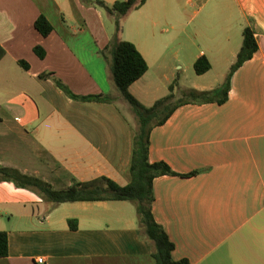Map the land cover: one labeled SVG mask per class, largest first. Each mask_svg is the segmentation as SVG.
<instances>
[{"label": "crops", "instance_id": "0c3cea01", "mask_svg": "<svg viewBox=\"0 0 264 264\" xmlns=\"http://www.w3.org/2000/svg\"><path fill=\"white\" fill-rule=\"evenodd\" d=\"M198 1L205 24L193 32L203 37L194 49L182 38L188 22L158 26L168 11L182 9L176 0H153L148 15L132 17L119 31L147 62L146 72L128 86L146 106L158 99L152 77L166 73L172 36L174 52L183 46L187 51L186 66L193 68L201 54L211 65L202 74L218 64L217 86L235 61L245 26L257 42L252 57L232 72L223 103L179 105L151 129L149 162L164 161L176 173L153 179L152 215L174 244V260L264 264V0ZM40 14L53 27L46 36L34 27ZM107 17L115 19L94 0H0V166L54 189L68 187L73 178L129 182L137 119L99 51L113 35ZM55 79L74 94L111 100L73 99ZM69 218L76 229L69 228ZM0 230L8 236L0 264H155L129 200L51 206L34 190L0 181Z\"/></svg>", "mask_w": 264, "mask_h": 264}, {"label": "trees", "instance_id": "16d2710c", "mask_svg": "<svg viewBox=\"0 0 264 264\" xmlns=\"http://www.w3.org/2000/svg\"><path fill=\"white\" fill-rule=\"evenodd\" d=\"M145 0H115L107 5L103 0H94V3L103 7L108 13L115 15V31L109 42L100 53L106 59L114 87L128 102L134 112L137 123L133 127L132 151L128 169L129 182L120 185L106 176H98L86 181L72 179L71 184L62 189H54L48 182L31 175L21 173L10 167L0 166V181H10L16 187L27 188L37 192L51 206L61 202L97 201V200H129L135 205V213L139 234L151 242V256L155 264H189L187 259L174 260L171 251L173 242L167 233L157 223L152 215L153 179L162 175H175L176 173L164 161L149 162V134L154 126L164 123L174 109L185 103H223L227 99L229 79L245 60L252 57L257 50V42L251 27L242 29V42L236 54L235 61L231 64L223 82L211 89L198 90L191 88L182 98L173 101L174 85H169V93L156 99L151 105L146 106L139 102L128 90V86L147 70V62L136 46L128 40L119 37L120 16L132 9L140 7ZM34 27L43 36L48 35L53 27L47 18L40 14L34 20ZM34 51L43 57L44 50L35 46ZM4 50L0 47V58ZM24 64V63H22ZM208 58L201 54L193 62V69L197 74H202L210 69ZM55 83L69 97L77 100L110 101L105 94H74L58 79ZM193 174V173H191ZM70 229H76L74 218L67 220ZM8 254V236L5 230H0V257Z\"/></svg>", "mask_w": 264, "mask_h": 264}, {"label": "rangeland", "instance_id": "374dc122", "mask_svg": "<svg viewBox=\"0 0 264 264\" xmlns=\"http://www.w3.org/2000/svg\"><path fill=\"white\" fill-rule=\"evenodd\" d=\"M178 2H181L182 9L177 13H173V9L168 11L164 18L160 19L159 28H170V24H173L175 22H188L187 23V34L182 35V38L184 41L190 43L191 48H195L197 44H201L202 42V35L200 36H194L193 32L196 29H199L200 32L204 28L203 24H205L204 20V13L205 10L199 8V1L198 0H176ZM153 0H148L146 3V6L140 8L139 10H130L128 14L123 18V16H120L118 18L119 26H121L127 21H131L132 17H137V15L140 16V18H143L145 15H148L150 12V9L153 8ZM126 22V23H127ZM107 27L108 30H112L113 33L115 31V19L110 21V19L107 17ZM172 41V51H167L165 55L166 60V73L162 74H153V81L155 83V86L157 89L154 92L153 96H156V98H160L164 95H166L169 92L168 85L170 83H173L174 88V97L173 101H175L177 98H182L183 95L190 90L191 88H194L195 86L199 85H211L214 84L217 86L218 84V64L214 63L213 70H210L209 72L205 74H197L194 69L191 66H186V62L183 59V56L187 54L185 51L184 46L178 50V53L176 54L173 50V36L171 37ZM191 41V42H190ZM177 46V45H176ZM179 58V60H178Z\"/></svg>", "mask_w": 264, "mask_h": 264}, {"label": "built area", "instance_id": "2783aa9c", "mask_svg": "<svg viewBox=\"0 0 264 264\" xmlns=\"http://www.w3.org/2000/svg\"><path fill=\"white\" fill-rule=\"evenodd\" d=\"M37 263H43V259L41 257L37 258Z\"/></svg>", "mask_w": 264, "mask_h": 264}]
</instances>
